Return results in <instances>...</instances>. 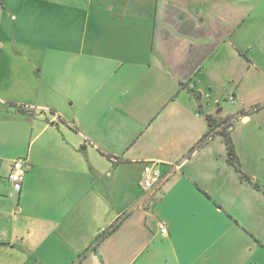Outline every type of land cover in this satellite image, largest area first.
<instances>
[{
    "label": "crops",
    "instance_id": "0c3cea01",
    "mask_svg": "<svg viewBox=\"0 0 264 264\" xmlns=\"http://www.w3.org/2000/svg\"><path fill=\"white\" fill-rule=\"evenodd\" d=\"M258 6L0 0V264H264V155L224 112L264 71Z\"/></svg>",
    "mask_w": 264,
    "mask_h": 264
},
{
    "label": "rangeland",
    "instance_id": "374dc122",
    "mask_svg": "<svg viewBox=\"0 0 264 264\" xmlns=\"http://www.w3.org/2000/svg\"><path fill=\"white\" fill-rule=\"evenodd\" d=\"M258 3L261 4V6H258L257 10L264 13V0H258ZM257 23L259 26H257V28L260 32L262 31V38L264 35V20L259 21L258 19ZM259 41L260 36L257 38V44ZM261 45H264V42ZM244 82L245 88L242 89V95L239 100H237L235 104H230L233 106L232 108H229V106H227L228 108L225 107L224 112L230 114L236 112L239 108H242L241 102H243L244 108L246 109L245 112L247 113L250 111L248 114L253 120L248 125L243 124L241 120L235 122L236 130L234 132V138H237L240 140L239 143L243 144L241 146L242 154L251 155L250 145L245 144L249 141H254L253 145L255 149L264 155V71L260 72L258 69H254L253 72L251 70ZM225 119L222 120V122L226 123L230 120L229 118ZM213 125H215V123ZM246 139L248 140L245 141Z\"/></svg>",
    "mask_w": 264,
    "mask_h": 264
},
{
    "label": "built area",
    "instance_id": "2783aa9c",
    "mask_svg": "<svg viewBox=\"0 0 264 264\" xmlns=\"http://www.w3.org/2000/svg\"><path fill=\"white\" fill-rule=\"evenodd\" d=\"M228 100L232 104H235L237 101L236 97L233 95H230L228 97ZM238 117H239V119L243 118L242 114L239 115ZM234 121L235 120L233 119L232 122H234ZM215 128H217V127H215ZM221 129H222V127L220 125V127H218L217 130L220 131ZM27 167H28V158L27 157L20 156L18 158H15L12 161L11 172L9 174V180L12 182L13 188L16 192L21 191L22 182H23V179H24L26 172H27ZM141 184L144 187V189L147 191L161 188V184H162L161 172L151 162H147L144 166L143 174H142V178H141ZM159 227H160L162 234H164V235L167 234V227H166L165 222L162 221L160 223Z\"/></svg>",
    "mask_w": 264,
    "mask_h": 264
},
{
    "label": "trees",
    "instance_id": "16d2710c",
    "mask_svg": "<svg viewBox=\"0 0 264 264\" xmlns=\"http://www.w3.org/2000/svg\"><path fill=\"white\" fill-rule=\"evenodd\" d=\"M250 112V111H249ZM249 112H244V114H242V116L244 117V116H247V115H249L248 113ZM231 125L232 123H231V121H229V122H226V123H223V124H221L222 126V129L220 130L221 132H223V134H224V136H225V140H226V143H227V147H228V155H229V158H230V160H231V162L233 163V164H235V165H237V163H238V159L236 158V153H235V150H234V145H233V143H232V141H231V139L226 135V132H225V128H226V126H228V125Z\"/></svg>",
    "mask_w": 264,
    "mask_h": 264
}]
</instances>
